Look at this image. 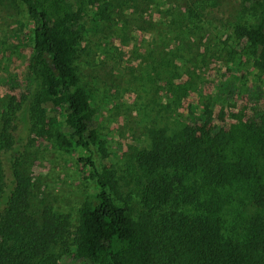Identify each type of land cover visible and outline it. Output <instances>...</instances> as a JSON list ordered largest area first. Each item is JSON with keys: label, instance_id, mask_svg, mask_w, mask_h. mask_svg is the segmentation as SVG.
<instances>
[{"label": "trees", "instance_id": "1", "mask_svg": "<svg viewBox=\"0 0 264 264\" xmlns=\"http://www.w3.org/2000/svg\"><path fill=\"white\" fill-rule=\"evenodd\" d=\"M88 2L109 18L111 1ZM6 3L25 7L34 44L26 85L0 112V264H59L61 249L93 264H264V116L226 131L212 127L206 107L193 123L190 112L171 113L192 83L174 86L170 77V99L155 102L163 123L148 129L146 147L127 153L124 169L99 170L92 153L78 157L92 167L97 190L75 218L35 207L23 167L35 133L67 152L105 148L81 78V0ZM244 6L263 20L237 34L264 71V0ZM170 18L180 35L184 25Z\"/></svg>", "mask_w": 264, "mask_h": 264}, {"label": "rangeland", "instance_id": "2", "mask_svg": "<svg viewBox=\"0 0 264 264\" xmlns=\"http://www.w3.org/2000/svg\"><path fill=\"white\" fill-rule=\"evenodd\" d=\"M109 1V18L101 20L98 5L81 0L79 43L81 78L92 93L105 153L94 145L63 151L35 133L23 164L34 182L35 207L49 206L73 218L97 190L92 167L78 157L92 153L99 170L124 169L127 153L146 147L148 129L163 123L154 109L155 102L170 99L168 77L174 86L192 83L180 91L171 113L190 112L193 123H202L199 115L206 107L212 110V127L226 131L264 116V71L237 34L239 26L263 19L245 8L244 0ZM171 15L184 25L180 35ZM33 28L23 5L0 6V112L9 96L18 97L26 85ZM57 254L59 264H93L75 258L73 251Z\"/></svg>", "mask_w": 264, "mask_h": 264}]
</instances>
